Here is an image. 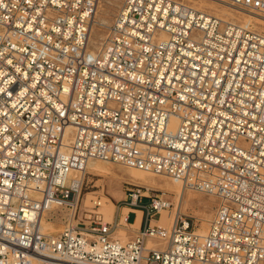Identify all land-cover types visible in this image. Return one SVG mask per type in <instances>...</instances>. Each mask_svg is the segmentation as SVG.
<instances>
[{"label":"built area","instance_id":"built-area-1","mask_svg":"<svg viewBox=\"0 0 264 264\" xmlns=\"http://www.w3.org/2000/svg\"><path fill=\"white\" fill-rule=\"evenodd\" d=\"M203 1L264 19V0H122L95 47L100 0H0V264H264V31ZM91 161L215 197L207 233L154 224L173 202L137 185L105 221Z\"/></svg>","mask_w":264,"mask_h":264},{"label":"rangeland","instance_id":"rangeland-1","mask_svg":"<svg viewBox=\"0 0 264 264\" xmlns=\"http://www.w3.org/2000/svg\"><path fill=\"white\" fill-rule=\"evenodd\" d=\"M121 2H122V0H100L99 9H98V13L96 15V19H102L104 21V23H105V26L99 27L98 31H96L92 35L91 44L93 46H95V47L98 46V44L106 37L108 27L112 23V21L114 19V16L116 15V13L118 11V8L121 5ZM231 12L234 13L236 17L239 14L236 11H231ZM96 43H98V44H96ZM99 164H101V165L96 170L95 169H90V168H88L86 170L83 198H84V202L86 200L87 201L89 200L88 205H90V206L85 204L87 202H85L84 204H85L86 207H92L93 206V201H97V200L101 201L104 204V202L106 200L105 198L108 197V198H110L112 200V202L115 205V209H116V207L118 206V202L122 201L125 198L124 194L126 193V190L129 187H132V185H137V184H135V183H133L131 181H128L127 174H126L127 171L129 170L132 174H135V175H141L144 172H141V171H138V170H135V169H129V168H126L124 166L113 164V163H107V162H104V163L102 162L101 163L100 162ZM147 176L148 177H153V178H155L157 180H160L162 183H164L162 185V188H159V189L158 188H153V189L152 188L151 189L147 188V189L150 190V192H149L150 194L162 193L163 192V193H166V195L172 201H175V202H176V200H178V198H180L174 192L173 186H171L173 184V180L171 178H168V177H165V176H157V175H153V174H148ZM166 181H168V182H166ZM137 186H140V185H137ZM110 187H112L113 190H114V194L116 195V196H114L115 198L111 197V193L110 192L113 191V190H111ZM140 187H144V186H140ZM144 188H146V187H144ZM145 192H146V190H145ZM88 193H93V194H91L90 197H92L94 200L87 195ZM109 193H110V195H109ZM188 193H189V195L193 196V199L190 200L191 201V205H190V201L187 202L188 204H186L185 207H183V209H181V212L186 214V215H188V216H191L193 218V223H194V226H195L194 228H195V230L198 233L203 229L202 227H204V226L207 227L206 228V231H207L208 226H209V224H207V223H209L211 221V219L213 218L214 213H215L216 208H217V205H218V202L216 201L217 199L215 197H213L214 199H212V196L210 198V195H207V194H204V193H200V192H196V191H189V192L187 191V194H186L187 196H188ZM196 195H198V196H196ZM85 197L87 199H85ZM201 197H203L204 199H202ZM207 199H208V201H207ZM209 200H211V201L213 200V202H211ZM145 202H148V200H145ZM196 203H198L199 205L198 204L196 205ZM206 205H208V206H206ZM205 209H208V210H205ZM173 211H174L173 209L166 210V212L168 213L167 219L169 218L170 214L173 215V218L175 217V214H174ZM101 212L103 213L102 209H101ZM115 212H116V210H115ZM122 212L126 213V212H128V209H127V211L125 209H123ZM57 214H58V217L56 216L53 220H49L48 218L44 219V221H46L51 227V229L48 230V231H45V233L54 234L55 235V234H58V233L63 231V229H64L63 225L64 224H63V221L61 220V216L64 215L65 212L64 211H60ZM47 217H49V216L47 215ZM134 219H135V215L133 214V215L130 216V221H133ZM107 222H111V221H107ZM204 222H205V225H204ZM160 225L164 226V225H166V223L165 224L161 223ZM140 227L141 226L137 227V225H136L134 228H140ZM59 229H61V231ZM127 229H124L125 234H126L125 236H121L120 235V238H119V234H117V232H116L115 238L116 239H121L122 242H127L128 240H130V238L132 236V232H131V230H127ZM124 237H126V238H124ZM123 239H126V240H123Z\"/></svg>","mask_w":264,"mask_h":264},{"label":"bare ground","instance_id":"bare-ground-1","mask_svg":"<svg viewBox=\"0 0 264 264\" xmlns=\"http://www.w3.org/2000/svg\"><path fill=\"white\" fill-rule=\"evenodd\" d=\"M203 6H208V7H210L212 10H215L216 11V13L217 14H219V15H221V16H226V17H229V18H237V20H239V21H242V22H244L245 24H254L256 27H257V29L258 30H260V31H264V19H262V18H259L258 16H255V15H253V14H245V13H243V12H239V14L237 15V17L235 16V14L234 13H232L231 11L232 10H230V9H228L227 7H225V6H220L219 4H217V3H215V2H206V1H203ZM100 12V11H99ZM101 26H105V23H104V21L102 20V19H96V17H95V20H94V24H93V27H92V30H91V36H90V41H92V35L96 32V31H98V28L99 27H101ZM159 37H161L162 39H166L167 38V35H166V33H164V32H158V34H157ZM96 44H98V43H96ZM71 129L69 128L68 129V131H70ZM102 163V161H91L89 164H88V166H87V169L88 168H90V169H97V168H99L100 167V165L101 164H99V163ZM104 163V162H103ZM108 163V162H107ZM104 168V167H103ZM102 169V168H101ZM106 169V168H105ZM104 169V170H105ZM129 169H133V168H129ZM135 170H138V171H141V170H139V169H135ZM89 171V170H88ZM101 171V170H100ZM103 171V170H102ZM141 172H144V171H141ZM103 173V172H102ZM108 173V172H107ZM146 173V174H145ZM127 179H128V181H131V182H133V183H135V184H137V185H140V186H144V187H146V188H149V189H153V188H162V185L164 184V183H162L160 180H157V179H155V178H153V177H148L147 175L148 174H150V173H147V172H144L143 174H141V175H135V174H132L129 170L127 171ZM100 175V174H99ZM111 175V174H110ZM94 176V175H93ZM113 176V175H112ZM121 177V176H120ZM123 177V176H122ZM173 180V179H172ZM166 182H168V181H166ZM172 183V182H171ZM170 183V184H171ZM171 186H173V190H174V192L180 197V198H178V200H176V202L175 201H172L173 202V207L171 208V209H173L174 211V214H175V217L179 214V213H182L181 212V209H183V207H185V205L186 204H188L187 202H189L190 200H192L193 199V196L192 195H189V193H188V196L186 195L187 194V191L189 192L190 190H185L184 188H183V186L181 185V183L180 182H178V181H176V180H173V184L171 185ZM111 188V190H113V188L112 187H110ZM170 188V187H169ZM148 189V190H149ZM102 191V190H101ZM100 191V192H101ZM97 192V191H96ZM111 193V197L112 198H115L114 196H116L115 194H114V190L113 191H111L110 192ZM110 193H109V195H110ZM91 194H93V193H88L87 195L90 197L91 196ZM118 195V194H117ZM123 195V194H122ZM125 195V194H124ZM196 196H198V195H196ZM195 196V197H196ZM94 197V196H93ZM90 198H92V197H90ZM202 199H204L203 197H201ZM210 198H211V196H210ZM85 199H87L86 197H85ZM93 199V198H92ZM91 199V200H92ZM106 200H105V202H104V204L100 201V203H101V208H100V211H101V209L103 210V213H104V220L106 219L107 221H113V219H114V217H115V205H114V203L112 202V200L110 199V198H108V197H106L105 198ZM212 199H214L213 198V196H212ZM94 200V199H93ZM200 201V200H199ZM203 201V200H202ZM206 201V200H205ZM207 201H208V199H207ZM209 201H211V200H209ZM217 201V200H216ZM85 202H87V203H85ZM84 203L85 204H87L88 205V203H89V200L87 201H85ZM117 202V201H116ZM211 202H213V200L211 201ZM218 202V201H217ZM203 203V202H202ZM215 203V202H214ZM213 203V204H214ZM85 204H84V206H85ZM198 203H196V205H197ZM190 205H191V201H190ZM199 205V204H198ZM88 206H90V205H88ZM195 206V205H194ZM206 206H208V205H206ZM86 207V206H85ZM190 207V206H189ZM211 207V206H210ZM205 208V207H204ZM203 208V209H204ZM207 208V207H206ZM166 210H169V209H166ZM166 210H163L162 212H161V214H162V218H161V223H167L166 225H164L163 227H169V226H171L172 225V223H173V221H174V219H175V217L173 218V215L172 214H170L169 215V220H168V222H166L167 221V217H168V213L166 212ZM205 210H208V209H205ZM126 211H127V209H126ZM128 211H129V209H128ZM210 211V210H209ZM136 214H137V220H136V225H137V227L138 226H140V223H141V221H142V218H143V215H142V211L141 210H136ZM210 214V213H209ZM211 215V214H210ZM206 217V216H205ZM210 217V216H209ZM105 220V221H106ZM203 220V219H202ZM206 220V219H205ZM208 221V220H207ZM154 224H156V221L154 222ZM207 224H209V223H207ZM156 225H158V224H156ZM204 225H205V222H204ZM159 226H162V225H159ZM42 228H43V231L45 232V231H48V230H50L51 229V227H50V225L46 222V221H42ZM203 229L198 233L199 235H205L206 233H207V231H206V228L207 227H202ZM60 231H61V229H59ZM208 230V229H207ZM117 234H119V238H120V235L121 236H125L126 234H125V231H124V229L123 228H121V227H119V229L117 230ZM116 235V234H115ZM127 237V236H126ZM126 237H124V238H126ZM122 238V237H121ZM123 240H126V239H123Z\"/></svg>","mask_w":264,"mask_h":264},{"label":"crops","instance_id":"crops-1","mask_svg":"<svg viewBox=\"0 0 264 264\" xmlns=\"http://www.w3.org/2000/svg\"><path fill=\"white\" fill-rule=\"evenodd\" d=\"M125 210H126V209H125ZM142 215H143V213H142ZM168 220H169V218L167 219V222H168ZM141 223H142V221H141ZM141 223H140V225H141ZM156 224L160 225V224H161V220L156 221ZM166 224H167V223H166Z\"/></svg>","mask_w":264,"mask_h":264}]
</instances>
